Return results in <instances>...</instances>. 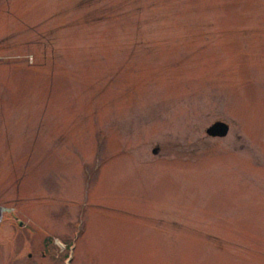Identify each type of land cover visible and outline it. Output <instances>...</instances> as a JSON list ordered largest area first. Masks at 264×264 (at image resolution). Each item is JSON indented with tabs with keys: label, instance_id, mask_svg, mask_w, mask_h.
Listing matches in <instances>:
<instances>
[{
	"label": "rangeland",
	"instance_id": "374dc122",
	"mask_svg": "<svg viewBox=\"0 0 264 264\" xmlns=\"http://www.w3.org/2000/svg\"><path fill=\"white\" fill-rule=\"evenodd\" d=\"M0 264H264V0H0Z\"/></svg>",
	"mask_w": 264,
	"mask_h": 264
},
{
	"label": "water",
	"instance_id": "95a60500",
	"mask_svg": "<svg viewBox=\"0 0 264 264\" xmlns=\"http://www.w3.org/2000/svg\"><path fill=\"white\" fill-rule=\"evenodd\" d=\"M229 132L230 127L224 122H217L206 131L207 135L211 138H226ZM154 154L157 155L158 150H155Z\"/></svg>",
	"mask_w": 264,
	"mask_h": 264
}]
</instances>
